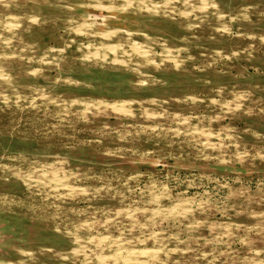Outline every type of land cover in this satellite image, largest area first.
<instances>
[{"label": "rangeland", "instance_id": "1", "mask_svg": "<svg viewBox=\"0 0 264 264\" xmlns=\"http://www.w3.org/2000/svg\"><path fill=\"white\" fill-rule=\"evenodd\" d=\"M0 264H264V0H0Z\"/></svg>", "mask_w": 264, "mask_h": 264}]
</instances>
